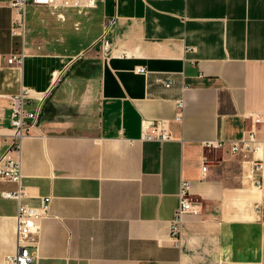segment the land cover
<instances>
[{
  "label": "crops",
  "instance_id": "crops-1",
  "mask_svg": "<svg viewBox=\"0 0 264 264\" xmlns=\"http://www.w3.org/2000/svg\"><path fill=\"white\" fill-rule=\"evenodd\" d=\"M11 2L0 134L23 89L44 98L21 147L23 204L49 201L35 264H264V0H96L87 17L31 5L25 39ZM160 122L171 140H146ZM251 130L261 150L233 152ZM11 144L0 137V156ZM182 182L201 215L176 239ZM16 189L0 181V264L18 248L17 202L2 197Z\"/></svg>",
  "mask_w": 264,
  "mask_h": 264
},
{
  "label": "built area",
  "instance_id": "built-area-1",
  "mask_svg": "<svg viewBox=\"0 0 264 264\" xmlns=\"http://www.w3.org/2000/svg\"><path fill=\"white\" fill-rule=\"evenodd\" d=\"M145 4H149L152 0H142ZM45 6L53 12H60L64 9H75L79 15L87 17L90 11L96 8V0H12L10 6L17 12V19L14 22L12 32L14 35H19L25 39L26 32V9L28 6ZM59 16H61L59 14ZM25 58L24 52L16 54L8 59V64L16 67L23 65ZM142 74H147L145 68L139 70ZM166 88L173 85V81L163 82ZM13 108L11 115L10 133L0 134V137H11L12 144L0 156V181L11 182L17 185V189L13 192H2V197L7 200H14L18 206V229H17V252L8 256L6 264H35L38 257L37 244L39 227L37 222L44 218L49 212V201L43 200L38 208H32L23 204L26 198L25 189L22 186V164H21V147L24 138L33 135V130L36 128L41 117L44 98L36 99L34 94L23 89L20 95L13 98ZM36 100L38 104L33 110H30L29 105ZM180 110L179 115L175 118L177 122L182 120V110L184 103L181 101L177 105ZM254 124H260V119H252ZM165 122H160L158 125L150 128L149 132L144 135V138L149 141L168 142L171 140V135L166 128ZM213 147V144H208ZM261 142L258 141L256 131L248 132L246 138L240 143L234 144L233 152L245 150L253 154L261 150ZM15 154L16 156H12ZM255 171L261 169L258 162L254 164ZM257 187H261L259 180L255 181ZM187 214L195 216L201 215L200 203L192 199L190 194V184L182 182L179 192V206L175 213V218L172 222V235L178 238L180 235V227L183 222V217Z\"/></svg>",
  "mask_w": 264,
  "mask_h": 264
}]
</instances>
